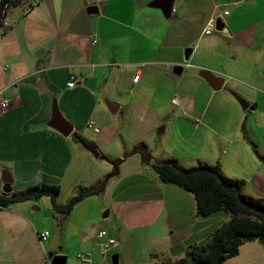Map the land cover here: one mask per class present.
<instances>
[{
    "label": "crops",
    "instance_id": "crops-1",
    "mask_svg": "<svg viewBox=\"0 0 264 264\" xmlns=\"http://www.w3.org/2000/svg\"><path fill=\"white\" fill-rule=\"evenodd\" d=\"M31 1L8 6L0 34V91L10 100L0 108L1 188L6 171L13 191L40 182L74 184V149L86 150L83 142L111 160L145 145L151 163H218L230 178L262 181L264 165L241 143L242 136L249 139L248 108L237 96L252 111L264 98V0H174L169 16L156 0ZM212 18L228 31L206 34ZM178 65L181 73L174 72ZM207 71L222 81L220 88ZM71 74L80 79L73 88ZM109 100L118 103L116 113ZM55 104L74 127L69 135L52 125ZM259 112L257 124L264 121ZM157 132L169 133L150 148ZM206 132L216 140L207 143ZM143 155L124 158L103 191L77 203L62 223L55 217L52 229L38 230L24 205L0 207V264H53L59 254L67 264H159L207 242L229 214L199 215L194 195L162 183ZM104 175L94 173L87 183L98 185ZM243 192L256 195L250 183ZM43 230L50 232L45 241L38 235ZM111 237L119 243L104 254L102 243Z\"/></svg>",
    "mask_w": 264,
    "mask_h": 264
},
{
    "label": "trees",
    "instance_id": "trees-1",
    "mask_svg": "<svg viewBox=\"0 0 264 264\" xmlns=\"http://www.w3.org/2000/svg\"><path fill=\"white\" fill-rule=\"evenodd\" d=\"M17 1L1 0L0 23L7 7ZM255 151L259 155L256 148ZM143 158L151 163L144 155ZM151 164L162 183L177 184L194 195L199 215L208 216L224 210L230 217L215 229L207 242L191 245L181 258L162 260L159 264H224L239 253L245 242L259 240L264 245V199L244 194L242 182L226 176L220 164L200 163L183 168L175 158ZM101 183L79 190L68 203L60 204L57 201L61 191L59 184L40 182L7 193L2 190L0 180V207L49 195L54 215L62 223L77 203L105 189L106 184L100 186Z\"/></svg>",
    "mask_w": 264,
    "mask_h": 264
},
{
    "label": "rangeland",
    "instance_id": "rangeland-1",
    "mask_svg": "<svg viewBox=\"0 0 264 264\" xmlns=\"http://www.w3.org/2000/svg\"><path fill=\"white\" fill-rule=\"evenodd\" d=\"M240 96L244 100H246V98H244L242 95ZM214 104L215 102L208 109L209 113L207 116V120L209 121H211L212 115L210 114V112L214 109ZM173 109H175V107H172V110ZM259 111L264 112V98L260 99L259 107H257L254 111L250 110V108L246 110V116L244 117V120H246L247 126L244 129V132H245L244 136L248 137L249 139L244 140L245 138L243 136L242 138L240 137L239 138L241 139V143H243L250 152L255 154L256 153L255 148L258 150L260 155L259 156L257 154L255 155L259 157L262 165H264V121H263V117H259V120H258L259 124H257L258 118L256 116L263 115V114H260ZM170 119L171 117H167L165 121H168ZM212 125L216 128L220 127L213 123ZM224 125L226 126L227 122H225ZM162 126L164 125L161 124L157 128L162 127ZM167 133L157 132L156 136L150 141L149 147L151 146L152 148H155L158 142L160 143L163 141L162 139L167 135ZM205 136L207 138V143L213 142L216 140V136L214 133L206 132ZM82 145L85 147L86 150L76 151V149H74L75 160L73 161L72 166H71L72 169L75 168L76 170V173H77L76 180L78 181L75 182L74 184L72 182L71 183L67 182L61 187L60 194L57 198V201L60 204L68 203L79 192V190L90 187L91 185H89L87 182L88 180H90L92 174L103 173L105 174L104 175V179H105V177L108 174L112 173L114 170V166L112 164L113 160H111L109 155H107L104 152L101 153L98 150L100 152V156H96L89 149V147H94L92 143L86 144L83 142ZM217 147H219V145H217ZM244 158H245V154H244ZM178 163L183 168H190V167L197 166L198 164H200V163H195V164L189 163L190 165L186 167V166H182L179 160H178ZM260 179L262 180L260 183L250 182L249 179H236V180H239L242 182L243 189L246 188L249 183L251 186H253L256 192V195L252 194L250 196L259 197V198L264 199V172L260 174ZM18 203L21 206L22 205L26 206V208L31 210V212L35 215V218H36L35 221L37 223L38 230H40V228L41 229H44V228L52 229L53 227H55V223L57 220L53 212V205H52L53 202H52L51 196L44 195L40 198H34V199H30V200H26V201H22ZM217 213H220V211L215 212L214 214L216 215ZM221 213H227V212L224 210H221ZM211 236H212V233L209 237L211 238ZM244 256L245 258H248V261H249L248 264L252 263V261H256L257 257L261 259V264H264V245L259 240L245 242V245L241 246L240 251L236 256L231 257L230 259L226 260L227 264H236L238 260L245 259ZM177 259H172V260H177Z\"/></svg>",
    "mask_w": 264,
    "mask_h": 264
},
{
    "label": "water",
    "instance_id": "water-1",
    "mask_svg": "<svg viewBox=\"0 0 264 264\" xmlns=\"http://www.w3.org/2000/svg\"><path fill=\"white\" fill-rule=\"evenodd\" d=\"M173 4H174V0H156L153 5L161 7L163 9L164 13L167 16H169L171 14ZM89 10L91 12H98V9L96 7H90ZM215 28L218 31H224V32L228 31L225 23L222 21L221 18L217 19ZM191 53H192V48L186 49L185 60L189 59ZM182 70H183V66H181V65H178L174 68L175 73H181ZM206 74H209V77H207L205 74L204 75L207 78H209V81H211L212 84H214V86H216L217 88H220L222 86V81H219V79L216 77V75H214L212 72H209V71H207ZM237 98H238L239 102L242 104V107L244 109H247V108L253 109L254 108V107L250 106V103L247 100H244L241 96L238 95ZM107 104L113 113L117 112L118 106H119L118 103H115V102L109 100V101H107ZM52 125L56 129H58L60 132H62L64 135H69L74 129L72 123L61 113L57 104H55L54 110H53ZM160 130L164 131L163 128H161ZM89 149L96 156H100V152L98 151L97 148L89 147ZM138 151H140L144 154V157L147 161L152 160V153L148 150V148L145 145H139V146L135 147L134 149H132L131 151L126 152L122 157H119V158L112 161V164L114 166V170L112 173L108 174L105 177V179L102 181L100 186L103 184H106L110 180V178H112L113 176H115L119 173V167H120L122 161L124 160V158H126L127 156H130V155H132ZM2 181L4 183L2 186V190L4 192H7V193L12 192L13 191L12 174L8 171L3 173ZM52 262H53V264H67V256L61 255V254L55 255L53 257Z\"/></svg>",
    "mask_w": 264,
    "mask_h": 264
},
{
    "label": "built area",
    "instance_id": "built-area-1",
    "mask_svg": "<svg viewBox=\"0 0 264 264\" xmlns=\"http://www.w3.org/2000/svg\"><path fill=\"white\" fill-rule=\"evenodd\" d=\"M40 1H42V0H32L30 6L35 5L38 2H40ZM6 13H5V16H6ZM226 14H228V11H226ZM4 18H3V20L0 23V34L2 32H4L5 28L7 27V23L4 20ZM216 22H217V19H215V18H212L209 21V23H208V25H207V27L205 29V33L206 34H209V33H211L214 30V28L216 27ZM139 78H140V74L138 73L134 77V81H138ZM79 81H80V79L78 78V76L76 74H71L70 75V78L68 80L67 85H68L69 88H73V87H75L79 83ZM173 103L174 104H179V96L174 97ZM9 106H10V100L4 96L3 90L0 91V108L2 110H5ZM90 126H93V123H90ZM38 235H39L41 241H45L49 237L50 232L48 230H44V231L40 232ZM98 236H99V238H103L104 232L103 231H100L99 234H98ZM118 243H119V240L116 237L108 238L106 241H104L102 243V252L104 254H107L112 249V247L116 246ZM80 257L81 258H84L83 256H80Z\"/></svg>",
    "mask_w": 264,
    "mask_h": 264
}]
</instances>
